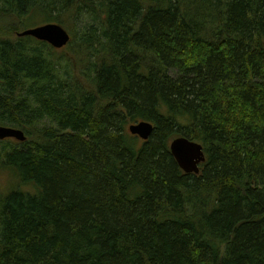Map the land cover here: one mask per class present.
I'll use <instances>...</instances> for the list:
<instances>
[{
    "label": "trees",
    "instance_id": "1",
    "mask_svg": "<svg viewBox=\"0 0 264 264\" xmlns=\"http://www.w3.org/2000/svg\"><path fill=\"white\" fill-rule=\"evenodd\" d=\"M0 125V264H264V0H0Z\"/></svg>",
    "mask_w": 264,
    "mask_h": 264
},
{
    "label": "water",
    "instance_id": "2",
    "mask_svg": "<svg viewBox=\"0 0 264 264\" xmlns=\"http://www.w3.org/2000/svg\"><path fill=\"white\" fill-rule=\"evenodd\" d=\"M19 36H32L38 40L45 41L57 49H61L71 41L70 32L59 23H45L35 27L27 28L18 32ZM132 135L143 140H148L155 127L150 121H140L128 126ZM13 138L18 141L27 139L24 130L17 127L0 125V140ZM170 151L178 165L186 173L200 172L201 163L206 161L204 146L202 143L188 137H176L170 142Z\"/></svg>",
    "mask_w": 264,
    "mask_h": 264
},
{
    "label": "rangeland",
    "instance_id": "3",
    "mask_svg": "<svg viewBox=\"0 0 264 264\" xmlns=\"http://www.w3.org/2000/svg\"><path fill=\"white\" fill-rule=\"evenodd\" d=\"M7 181H8V179H7L6 175L3 174L2 172H0V190L5 189Z\"/></svg>",
    "mask_w": 264,
    "mask_h": 264
}]
</instances>
